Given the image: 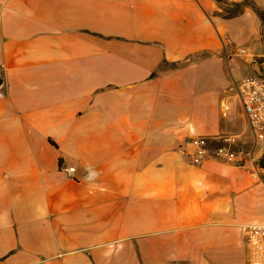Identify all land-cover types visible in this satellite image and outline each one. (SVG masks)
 Wrapping results in <instances>:
<instances>
[{"label": "crops", "instance_id": "1", "mask_svg": "<svg viewBox=\"0 0 264 264\" xmlns=\"http://www.w3.org/2000/svg\"><path fill=\"white\" fill-rule=\"evenodd\" d=\"M220 12L0 0V264H246L264 144L230 85L264 75V21L250 6ZM226 135L254 164L191 163L195 138L212 149Z\"/></svg>", "mask_w": 264, "mask_h": 264}, {"label": "built area", "instance_id": "2", "mask_svg": "<svg viewBox=\"0 0 264 264\" xmlns=\"http://www.w3.org/2000/svg\"><path fill=\"white\" fill-rule=\"evenodd\" d=\"M225 56L228 57V53H225ZM230 90L238 100L254 138L264 144V75L248 74L232 80ZM226 109L227 105L222 103V110ZM235 139V135L223 136V143L211 149L206 138H195L194 148L189 153L191 163L200 164L205 158L213 157L242 167L254 164L255 157L251 151L231 148ZM65 170L71 173L74 167L69 166ZM252 176L256 177V174L252 172ZM240 230L247 247L246 264H264V222L246 224L241 226Z\"/></svg>", "mask_w": 264, "mask_h": 264}, {"label": "trees", "instance_id": "3", "mask_svg": "<svg viewBox=\"0 0 264 264\" xmlns=\"http://www.w3.org/2000/svg\"><path fill=\"white\" fill-rule=\"evenodd\" d=\"M216 1L219 3V5H221L220 14H222L224 17H232L238 14L244 6H250L257 12L261 20L264 21V13L255 5L251 4L248 0H243L241 2H228L227 0ZM223 12H225L226 14H224Z\"/></svg>", "mask_w": 264, "mask_h": 264}, {"label": "rangeland", "instance_id": "4", "mask_svg": "<svg viewBox=\"0 0 264 264\" xmlns=\"http://www.w3.org/2000/svg\"><path fill=\"white\" fill-rule=\"evenodd\" d=\"M224 14H226L225 12H223ZM230 105L232 106V108H234L235 110H237V111H240V107H239V105L237 104V103H235L234 101H232V100H230ZM229 111H231V109L229 110ZM228 111V112H229ZM237 121H238V125H239V127H243V120H242V117H241V115L240 114H238L237 115ZM245 125H246V131H248L249 133H251V130H250V128H249V126H248V124L247 123H245ZM233 150H237V148H234V147H231Z\"/></svg>", "mask_w": 264, "mask_h": 264}]
</instances>
